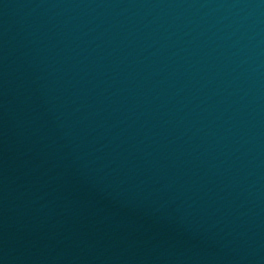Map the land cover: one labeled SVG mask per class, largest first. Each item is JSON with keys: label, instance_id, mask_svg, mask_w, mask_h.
Segmentation results:
<instances>
[{"label": "water", "instance_id": "95a60500", "mask_svg": "<svg viewBox=\"0 0 264 264\" xmlns=\"http://www.w3.org/2000/svg\"><path fill=\"white\" fill-rule=\"evenodd\" d=\"M0 264H264V0H0Z\"/></svg>", "mask_w": 264, "mask_h": 264}]
</instances>
